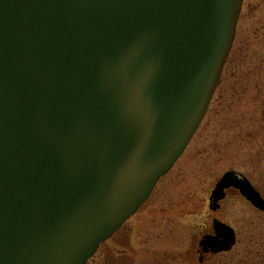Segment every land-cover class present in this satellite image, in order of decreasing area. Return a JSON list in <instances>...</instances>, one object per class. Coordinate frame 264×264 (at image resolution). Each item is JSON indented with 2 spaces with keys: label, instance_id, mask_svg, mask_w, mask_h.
I'll list each match as a JSON object with an SVG mask.
<instances>
[{
  "label": "water",
  "instance_id": "95a60500",
  "mask_svg": "<svg viewBox=\"0 0 264 264\" xmlns=\"http://www.w3.org/2000/svg\"><path fill=\"white\" fill-rule=\"evenodd\" d=\"M244 0H0V264H84L203 121ZM242 176V177H240ZM235 186L228 171L212 208ZM203 244L236 243L215 221Z\"/></svg>",
  "mask_w": 264,
  "mask_h": 264
},
{
  "label": "rangeland",
  "instance_id": "374dc122",
  "mask_svg": "<svg viewBox=\"0 0 264 264\" xmlns=\"http://www.w3.org/2000/svg\"><path fill=\"white\" fill-rule=\"evenodd\" d=\"M232 169L264 192V0H244L208 111L184 153L158 183L151 203L139 215L141 221L135 217L128 224L134 228L132 240L143 241L146 226H154L160 238L153 240L164 247L174 241L178 247L187 244L211 212V190ZM144 215L153 222L146 224ZM223 219L236 227L238 242L232 251L215 255L212 264H264V211L247 200L228 198ZM142 224L146 226L140 229Z\"/></svg>",
  "mask_w": 264,
  "mask_h": 264
},
{
  "label": "flooded vegetation",
  "instance_id": "af4514ba",
  "mask_svg": "<svg viewBox=\"0 0 264 264\" xmlns=\"http://www.w3.org/2000/svg\"><path fill=\"white\" fill-rule=\"evenodd\" d=\"M154 191L138 212L125 224H123V226L116 231L109 240L102 243L94 256H92L85 264H212V260L215 255L228 253L236 247L238 242V232L236 227L234 228L237 234V242L233 246L232 250L215 253L203 244L207 237L214 236L216 234L213 224L214 219L217 218L226 222L223 219L225 201L228 198L246 200L241 192L237 188L233 187L227 190L226 198L218 203L216 210H212L210 208L211 212L209 213L206 221L198 227L196 231L191 233L190 241L187 244L178 247L177 241H174L171 243V246L169 245L170 247H164V243L161 241L153 240L154 237L157 236L160 238V232L157 231L156 233L154 226L149 227L143 224L140 229L146 226L147 235H145V239L138 242L133 241L131 234L134 228L127 226L135 217L138 218L137 221H141L139 219V215L142 213L141 211L151 203ZM247 202L252 205L251 202ZM146 216L147 215H144L142 218H146ZM151 218L153 217L150 216L149 220L146 218V224L153 222L154 219ZM150 229L153 230L148 231Z\"/></svg>",
  "mask_w": 264,
  "mask_h": 264
}]
</instances>
